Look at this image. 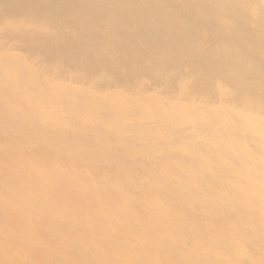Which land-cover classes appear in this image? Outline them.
<instances>
[{
	"label": "bare ground",
	"instance_id": "obj_1",
	"mask_svg": "<svg viewBox=\"0 0 264 264\" xmlns=\"http://www.w3.org/2000/svg\"><path fill=\"white\" fill-rule=\"evenodd\" d=\"M0 264H264V0H0Z\"/></svg>",
	"mask_w": 264,
	"mask_h": 264
}]
</instances>
